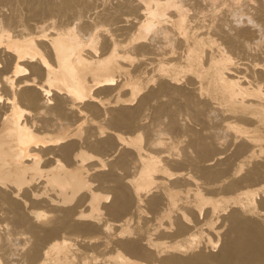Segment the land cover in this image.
<instances>
[{
	"label": "bare ground",
	"instance_id": "6f19581e",
	"mask_svg": "<svg viewBox=\"0 0 264 264\" xmlns=\"http://www.w3.org/2000/svg\"><path fill=\"white\" fill-rule=\"evenodd\" d=\"M0 264H264V0H0Z\"/></svg>",
	"mask_w": 264,
	"mask_h": 264
}]
</instances>
